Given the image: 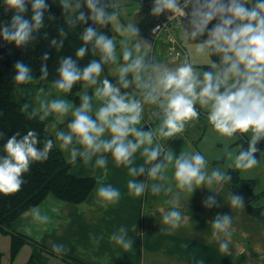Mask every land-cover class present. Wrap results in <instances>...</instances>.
I'll return each mask as SVG.
<instances>
[{"label":"clouds","instance_id":"9594fccd","mask_svg":"<svg viewBox=\"0 0 264 264\" xmlns=\"http://www.w3.org/2000/svg\"><path fill=\"white\" fill-rule=\"evenodd\" d=\"M14 14L10 21L0 22V38L13 42L15 45H26L35 39V33L43 27L45 10L48 5L46 0H8ZM83 2L89 10L78 12L77 19L85 22L88 19L104 25L112 20L116 11H108L103 0H62L65 8L71 7L75 11ZM198 5L193 9L191 22L194 27H185L182 36L185 40L192 39L205 31V27L214 17L217 22L209 28L205 39L198 42L197 51L207 50L209 53H220L219 64H213L215 71L210 68L198 70L190 62L181 63L175 67L161 64H153L146 60L145 55L140 54V44L132 43L126 39L121 43L126 46L123 49V59L126 63L118 66L119 75L113 83L106 77L102 84L94 89L93 94L87 91L80 94V103H73L66 98H39L38 109L33 110V115L40 112V118L55 112L58 118L64 120L65 115L72 117L67 123V128L58 129L56 136L62 142V148H69L71 159L77 156L83 159L85 164L92 161L95 155L93 167H101L108 171L105 153H110L117 163L129 165L128 172L133 178L127 182L128 189L134 194L145 191L146 184L143 179L136 177L141 174L158 177L163 175V169L168 167V162L174 164V176L181 188L193 190L194 185L212 182L213 178L224 181L231 178V174L220 168L207 171L208 161L205 155L199 151L179 152L164 151L160 144L153 146L154 132L151 129L138 128L140 124L143 104L131 92H121V88H127L133 84L143 89V98L146 101L158 102L162 109V119L158 126L160 136L172 137L185 127V122L191 117L198 116V110L194 106L197 102L207 108V118L221 133L231 136L237 130L247 131L252 129V136L248 141V147H241L237 152L225 149L229 157H234L236 167L246 168L257 163L256 142L264 137V0H255L249 6L245 0H195ZM31 7V15L25 16L28 6ZM177 0H153L152 13L159 14L166 9L175 8ZM125 35L137 36L136 23L129 22L119 26ZM63 31V29H60ZM46 35V33H45ZM82 40L86 43L76 50V56L82 57L88 50L91 42L94 49L99 48L100 59H92L81 67L71 56L61 58L56 71L58 77L52 82L62 90H70L77 80L87 81L89 84H97L98 76L102 71V62L117 60L116 45L114 40L98 31L96 26L89 25L83 29ZM50 44L57 48L63 46V40L53 37ZM48 53L42 54L46 60ZM14 79L19 82H27L33 79L32 69L26 63L18 60L14 64ZM151 67L154 75L149 73L148 78L142 77L141 72ZM132 73L131 79L126 78ZM48 65H40V75L47 76ZM93 96L102 103L94 106ZM105 132H110V137H105ZM0 135H3L0 132ZM134 137V139H133ZM38 135L34 129L21 135L19 132L8 136L3 144L4 152L0 154V191L12 192L21 187L23 183L22 173L28 171L29 165L35 160H44L48 157L49 150L53 146V140L47 139L42 148L37 147ZM82 147H77L76 145ZM145 161L153 162L150 167L144 164H133V154L141 147ZM163 150V154H162ZM99 153V155H96ZM160 157V159H157ZM160 186L154 185V190ZM96 195L98 202L115 204L120 196L119 188L112 184H100ZM204 203L212 207L216 203V196L209 195ZM231 204L243 207V197L231 194ZM164 222L175 223L180 220L182 213L178 208L162 210ZM33 216L46 221L47 215L41 213L38 207H33ZM215 234L223 233L227 236L232 225V216L229 213H217L210 221ZM112 239L124 248L132 247L133 240L129 238V229L119 226L112 234ZM219 247L223 250L229 248V240L221 239ZM55 252L65 251L62 243H53ZM195 264H205L203 259Z\"/></svg>","mask_w":264,"mask_h":264},{"label":"crops","instance_id":"0c3cea01","mask_svg":"<svg viewBox=\"0 0 264 264\" xmlns=\"http://www.w3.org/2000/svg\"><path fill=\"white\" fill-rule=\"evenodd\" d=\"M134 1L138 5L134 9L133 7L128 8L124 5L126 3H123L125 6L123 7L129 13L127 15L128 23H136L139 31L135 38H138V35H143L150 40L149 18L146 17L147 19L144 21L145 11L139 5L138 0ZM129 3L132 5V1ZM108 9L110 12L113 11L111 7ZM120 10H123V15H125L123 8L114 11L119 14ZM122 16L120 18L124 22ZM189 17L190 15L182 23V33L185 27L192 24ZM96 27H106L110 32L107 35L110 37L120 35L111 21ZM117 41L114 40L116 46L119 45ZM150 42L148 57L151 55L153 57L155 54L161 55L165 50L167 53L164 44H158L152 39ZM123 63L126 62H120V64ZM109 69L100 75L93 90L102 84L105 77L109 80L117 79V75H110ZM116 73L119 75V71ZM140 94L143 95V93ZM61 96L65 97L62 92ZM135 97L138 98V95L136 94ZM150 109L151 107L147 108L146 113L141 115L143 120ZM37 112L40 114L39 111ZM66 116L67 119L72 118L69 115ZM205 117H207V113ZM205 117L197 116L190 120L185 124L183 133H174L172 137L154 134L153 146L159 142L158 144L164 151H173L174 155L179 152L199 151L205 155L208 161L207 171L210 174L212 169L218 168L216 162L220 159L215 155H207V140L203 142L202 149L193 145V141L203 139L204 129L207 125ZM65 122L64 120V122L58 123L62 125ZM208 123L210 122L208 121ZM59 125L52 126L53 130L50 129V126L46 128L57 139L64 159L72 162L70 172L79 177H94L95 185L81 203L65 202L52 194L46 195L38 205L34 206L38 207L42 214L47 215L46 221H40L33 216V207L24 211L13 223V228L27 236L28 241L20 247L12 261L20 257L19 253L23 249L24 255L30 257L32 249L36 245L49 256L60 259L64 264H72L69 261L71 258L84 264H195L200 259H203L205 264H264V222L254 216L249 201L245 197H243L245 200L243 207L231 204L232 193L242 195L236 191L234 183H229L227 180L218 181L213 178L210 183L205 181L204 184L194 185L191 192L190 189L181 188L178 185L173 178L174 164L168 162V167L163 169V175L159 178L145 174L136 177L143 179L146 184L145 191L137 195L130 192L127 186L128 180L133 178L128 172L129 165L117 163L110 153H105L108 157L106 173L99 166L93 167L95 155L88 164H85L80 156L72 160L70 148H62L60 146L62 142L56 136ZM104 135L110 137L111 133L105 132ZM232 137L229 145L238 151V146L234 145L238 137L235 134ZM177 138L180 139L176 142L179 144L175 143ZM169 144L170 146H168ZM171 144L173 145L171 146ZM76 146L82 147L78 144ZM143 147L144 145H141L133 154V164L136 166L144 164L147 168L153 162L146 163L145 156L142 154ZM163 177L164 179H162ZM100 184H112L120 189L121 196L115 204L105 205L98 202L100 198L96 195V191ZM154 185L160 186L159 189L154 190ZM209 195L216 196V203L212 207H208L204 203L205 198ZM173 207L181 211L180 220L175 223L164 222L162 210ZM217 213H229L232 216V225L227 236L223 233L215 234L210 223ZM121 225L129 229V238L133 240L130 248H124L112 239L111 234ZM225 238L229 240L227 250L219 247V241ZM53 243H62L66 250L61 253L55 252L52 248ZM8 244L9 242L4 243L5 249H0V264H2V257L6 252L10 256V245L8 246Z\"/></svg>","mask_w":264,"mask_h":264},{"label":"trees","instance_id":"16d2710c","mask_svg":"<svg viewBox=\"0 0 264 264\" xmlns=\"http://www.w3.org/2000/svg\"><path fill=\"white\" fill-rule=\"evenodd\" d=\"M245 2L252 6L255 0H245ZM46 3L48 7L45 10V22L43 27L35 33L34 40L29 41L26 45H15L13 42L0 38V132L3 133V135H0V154L4 152L3 144L8 136L13 133L19 132L23 135L28 130L34 129L38 135L37 147L40 148L44 146L47 139L53 140V146L49 150L48 157L44 160L32 161L28 171L22 173L23 183L18 190L12 192L0 191V232L9 233L11 236L10 257L12 259L18 253L20 247L28 241L27 236L15 231L13 228V223L18 220L24 211L38 205L48 194H52L65 202L81 203L87 198L96 182L94 177H79L70 172L72 162L64 159L57 139L46 128V120L41 119L38 112L35 115L32 114L35 109L32 97L34 90L38 88L47 90L56 88L52 82L59 75L56 69L62 57L71 55L83 67L90 60L100 59L101 56L99 48L94 49L91 42H87L88 50L84 56H76V50L81 44L86 43L82 40L83 29L89 25L96 26L91 19L85 22L77 19L78 14L70 13L68 7H64L62 0H46ZM13 14V9L8 0H0V22L10 21ZM24 15H31L30 5ZM186 18L181 20V24ZM60 29H63V31H60ZM98 31L105 34L110 33L106 27H100ZM53 37L63 40V46L57 48L55 45L50 44ZM180 41L182 43L181 38ZM44 52L48 53L46 60L42 58ZM210 54L214 60H218L219 64V53ZM18 60L28 64L32 69L33 79L30 82H19L14 79L13 66ZM121 61L126 62L123 57ZM43 63L48 65L47 76L40 75V65ZM111 63L112 61L102 62V71L98 79L110 67ZM212 66L198 65L202 70L208 68L213 70ZM93 87L94 85L89 84L87 81L77 80L70 90H62V94L66 99L74 103H80L81 92L87 89V92L91 95ZM143 91L141 89L140 93H143ZM194 106L198 110V116H204L207 113L199 105L195 104ZM161 119L155 118L154 120L160 123ZM183 131L182 129L180 132ZM240 142V148L242 146L248 147V141L240 140ZM255 147L256 152L263 151L264 140L257 141ZM228 172L231 174V178L227 179L229 183L239 181L240 178L235 168L229 169ZM245 183L248 184L249 182L245 181ZM260 198H264V191L260 194H252L248 201L254 216L264 222V199L263 201L260 200L261 203H258ZM41 250L40 247L35 245L27 263L41 256V253L43 255ZM51 253L55 254L53 251ZM69 261L72 264H84L72 258Z\"/></svg>","mask_w":264,"mask_h":264},{"label":"rangeland","instance_id":"374dc122","mask_svg":"<svg viewBox=\"0 0 264 264\" xmlns=\"http://www.w3.org/2000/svg\"><path fill=\"white\" fill-rule=\"evenodd\" d=\"M130 1H132V5L129 3ZM103 3L105 4L106 7H108V8L111 7V10H113V11L115 9H121V8H123L125 10V15H123V10H120L119 14H117L112 20H110L112 22L113 26H116V31L119 32V34H120L119 36L113 35L111 37L113 40H118L117 44H119V45L116 46L117 60L115 62H112L110 67H109L110 68L109 69L110 75H113V76L117 75L118 76V74L116 72H118V66L120 65L121 58L123 56L122 55L123 49L126 46L125 44H123L121 42L126 40V39L132 40V43L138 42L140 44V54L145 55L146 60H148L150 63H153V64H161V65H166L169 67H175L181 63L190 62L193 64V66L195 68H197L200 71H203V70L201 68H199L198 65L203 66V65L218 64V60H214L212 58L211 54L207 50L202 51V52L197 51L198 42H200L201 40H203L207 37V35H208L207 30L209 28H211L217 22V19L215 17L208 22V24L205 27V31L203 33L199 34L198 36H196L195 38H193V40L190 38L185 40L183 38L182 31H181V27H182V24H181V27L179 29V37L182 40V46L185 48L186 56L174 59V58L170 57L168 55V52L166 53V50H165V52L164 53L162 52L161 55L155 54V56H153V57H152V55L148 57L151 39L149 40L148 37L146 38L143 35H138V38H135V36H134V38H133V35L123 34L122 31L120 30V27H119L121 25L128 24V20H129V18L127 19V15L129 13H128V10L126 8H124L125 7L124 5L128 6V8L133 7V9H134V8L138 7L136 1H134V0H103ZM123 3H126V4L123 5ZM118 4H120V5L116 6ZM197 6L198 5L196 4L195 0H192L191 3L188 5V11H189V15H190L189 18L190 19H192L193 9L196 8ZM68 11L70 13L75 12L77 14L79 11H84L86 15L89 14V10L87 9L86 5L83 4V2L81 3V7L79 9H77L76 11L71 7H68ZM108 11H109V9H108ZM144 13L145 14H144L143 18L145 21V19H147L146 18L147 17V11ZM120 16H122L124 22H122ZM100 25L101 24L97 23L96 26H100ZM192 27H194L193 23L188 28L191 29ZM146 42H148L147 45H146ZM158 44H162V43L158 42ZM115 45H116V43H115ZM220 55L221 54L219 53V57H220ZM213 71H215V68H213ZM149 73H151L152 75L155 74L151 67L143 70L141 72V75L143 78L147 79ZM131 75H132V73L127 74L126 78L131 79ZM110 81L115 83L116 79H111ZM135 83H136L135 80H133V84H130L127 88H121V92L128 91V92H131V94L134 96L136 94L138 95L137 99H140L142 101V104H143L142 114H145L147 108L151 107L149 113L147 114V116H145L144 120H143V117H141L140 124L137 125V127L142 129V127L145 124H148L149 129H151L154 132V134L159 135L157 129H158V126L160 123L156 120H152L154 118L155 113H156V106L154 105L153 102L144 100L143 95L140 94L141 89L139 87H136ZM132 87H133L134 91H133ZM19 90L20 89L18 88V91ZM61 92H62L61 89H58V88L56 90H53V89L46 90L43 88L35 89L33 96H32L33 101L35 103V108L38 109V107H39V98L45 97V96L48 97L49 99H51V98H62ZM93 92H94V90H93ZM81 93H83V91ZM63 98H65V97H63ZM100 103H102V101L100 99L96 98L95 96H93L94 106H99ZM196 104L199 105L202 110L208 111L207 108H205L204 106H201L199 104V102H197ZM78 105L79 104H73L74 107L78 106ZM48 116H46L44 118V119H47L46 120L47 121L46 127L50 126L51 127L50 129H52V130H53L52 126L59 125L58 122L62 123V122H64V120L66 122L62 125H59L57 127V130L58 129H65L66 130L68 121H70L72 119V118L67 119L66 115H65L64 120L59 119L58 114L55 112L50 113ZM204 117H205V115H204ZM195 118H197V116L191 117L190 120H193ZM205 119H207V125L204 129L203 139L193 141V145L197 148L202 149L203 142H205L207 140V150H208L207 155H215L218 159H220V161L216 162L217 167L222 169V170H226L227 172L229 169H232V168H235L237 170L238 176L240 179H239V181L234 182V184L236 187V191L241 193L242 197H245L246 199H248V198H250V196L252 194H260L261 192H263L264 191V150L260 151V152H254L253 153V155L257 159L256 164H254L250 167H246V168L236 167L235 162H234V157H229L225 151V149L227 148L228 150H231L233 153L237 152L236 149H234L232 146L229 145L230 141L233 139L232 135L227 136V135L221 133L212 124L208 123L209 120L207 117H205ZM143 130H147V129H143ZM179 133H183V132H179ZM234 134L238 137L237 141L234 142V145H237L238 149H240V146H239L240 140L249 141L253 132H252V129L250 128L247 131L237 130V132H235ZM178 138H180V137H178ZM178 138L176 139L175 143L178 142V140H180ZM262 140H264V137H261L258 141H262ZM176 144H179V143H176ZM240 144H241V142H240ZM172 145L173 144H171V146ZM168 146H170V144ZM159 177L160 176H158V178ZM173 178L176 180L174 174H173ZM162 179H164V177ZM245 181H248L249 183L246 184ZM248 186H250V187H248ZM263 199L264 198H260L258 200V203H261L260 200L263 201ZM243 201H245L244 198H243ZM252 227H254V225H252ZM3 236H6V237L4 238ZM8 242H9V244H8V246H9L11 244L10 234L0 232V249H5L3 244L8 243ZM41 251H43V255L41 253V256L37 257L35 260H33L30 263L28 262L27 264H64L61 262L60 259L49 256V254L46 253L44 250H41ZM19 256L20 257H17L14 261H12V258L6 252V254H4V256L2 257V264H24L27 262V260L29 258V255H27V256L24 255V249L21 251V253H19Z\"/></svg>","mask_w":264,"mask_h":264},{"label":"built area","instance_id":"2783aa9c","mask_svg":"<svg viewBox=\"0 0 264 264\" xmlns=\"http://www.w3.org/2000/svg\"><path fill=\"white\" fill-rule=\"evenodd\" d=\"M190 1L177 0L178 5L175 8L166 9L159 14H154L151 11L153 0H138L139 5L145 12L147 11V17L150 21L149 34L151 39L155 42H162L167 48L168 55L174 59L186 56L185 48L182 46L179 38V27L181 20L188 16L187 9ZM153 103L156 106L154 119L162 118L163 113L159 103Z\"/></svg>","mask_w":264,"mask_h":264},{"label":"water","instance_id":"95a60500","mask_svg":"<svg viewBox=\"0 0 264 264\" xmlns=\"http://www.w3.org/2000/svg\"><path fill=\"white\" fill-rule=\"evenodd\" d=\"M148 128H149L148 125H144V126L142 127V129H148Z\"/></svg>","mask_w":264,"mask_h":264}]
</instances>
